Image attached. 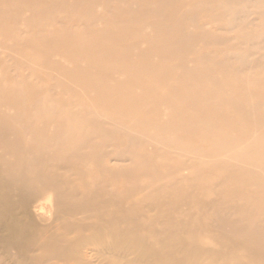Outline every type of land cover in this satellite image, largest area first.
Returning <instances> with one entry per match:
<instances>
[{"label": "bare ground", "instance_id": "obj_1", "mask_svg": "<svg viewBox=\"0 0 264 264\" xmlns=\"http://www.w3.org/2000/svg\"><path fill=\"white\" fill-rule=\"evenodd\" d=\"M145 12L164 18L163 30L176 32L165 38L176 44L170 51L178 61L174 70L185 78L141 80L150 95L126 103L145 111L155 105V113L158 105H167L172 122L125 117L126 103L119 101L118 117L108 108L91 111L75 101L39 96L35 84L8 86L0 78V264H229L237 248L246 250L249 261L236 264H264V222L250 227L232 217L236 208L227 201L204 199L198 188L182 192L177 180L169 190L147 189L135 174L144 163L132 159L147 137L159 135H147L148 126L164 133L182 122L190 131L199 124L189 114L202 108L205 115L225 117L222 106L229 102L223 90L239 86L264 93V0H0V61L4 50L30 43L28 33L14 40L13 28L5 29L20 17L29 15L35 23L79 13L86 31L110 43L117 39L113 31L134 28ZM233 30L239 48L225 44L224 35ZM48 36L35 37L67 39L73 46L97 43L69 30ZM200 46L212 50L202 53ZM191 54L196 65H182ZM169 69L155 74L169 76ZM204 77L207 84L198 83ZM23 96L34 100L24 102ZM103 99L108 107L116 104L114 97ZM131 123L143 132L133 133ZM243 174L255 178L252 172L236 173ZM137 190L143 193L134 199ZM202 237L212 245H202Z\"/></svg>", "mask_w": 264, "mask_h": 264}, {"label": "rangeland", "instance_id": "obj_2", "mask_svg": "<svg viewBox=\"0 0 264 264\" xmlns=\"http://www.w3.org/2000/svg\"><path fill=\"white\" fill-rule=\"evenodd\" d=\"M97 12L101 13V9L98 8ZM152 15L147 12L142 14L138 24L142 22L144 28H141V23V27L138 24L134 28L130 27L126 34L113 31L111 35L117 39L110 43L86 31L79 13L58 14L51 20L42 18L35 23L30 22L32 18L29 15L20 17L7 23L5 29L13 28L10 38L14 40L28 33L30 43L21 45L18 51L4 50L6 54L0 61V78H6L8 86L19 83L18 86L25 88L28 83L35 84L41 88L38 90L39 96H46L60 103L75 101V106L100 113H105L108 108L107 112L118 117L122 105L119 106L117 101L126 103L128 98L150 95L151 92L142 88L141 80L175 78L179 75V71L174 70L178 61L170 54V51L176 50V44L165 38L171 35L170 32L172 35L176 32L173 29L163 30L165 19ZM94 21L99 22L97 18ZM62 30H69L77 36L85 35L93 41L97 39V43L73 46L67 43V39L42 38L40 41L35 37L59 36ZM237 34V30L225 34V40H229H224L225 44L239 48L234 39ZM250 42L251 39L246 45ZM207 50L212 49H198L202 53ZM183 62L182 65L187 67L196 65L192 54ZM163 68H170L169 76L155 74ZM255 74L260 75V72ZM177 78L185 77L179 75ZM207 81L209 79L204 77L198 83L205 85ZM222 94L229 102V105L222 106L225 110V117L222 119L205 115L202 108L198 114H189L190 119L199 124L193 130L186 131L182 122L172 124L164 133L160 130L158 132L153 126L143 129L149 136L152 133L159 135L157 138L147 137L134 149L133 163L140 160L144 163L143 168L135 171L136 180L147 189L161 186L163 190H169L175 180L180 182L182 192L198 188L204 199L221 198L227 201L228 206L236 208L231 211L232 217H241L253 227L258 222H264V154L259 151L264 150V93L238 86L223 90ZM103 97L116 98V104L106 106ZM22 100L29 103L34 98L23 96ZM166 106L158 105V112L155 113L151 110L155 105L145 111L126 103L121 111L125 117L133 115L142 120L172 122ZM40 107L42 109L43 105ZM129 125L133 133L137 132L135 129H140L132 123ZM208 129L211 130L210 135ZM211 149H216V156H207L206 151ZM190 159L193 160L192 166L186 164ZM212 160H220L225 165H213ZM239 170L252 172L255 178L244 174L237 176ZM260 180L263 183H258ZM142 193L137 190L134 199ZM242 207L248 210L245 211ZM50 216L48 212L46 219ZM199 241L204 246L212 245L206 237ZM240 261H249L244 248H237L234 255L226 260L229 264Z\"/></svg>", "mask_w": 264, "mask_h": 264}]
</instances>
